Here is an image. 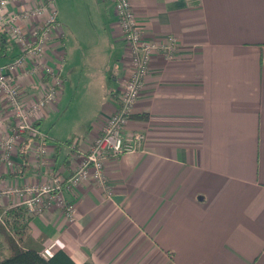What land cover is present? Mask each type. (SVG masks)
Segmentation results:
<instances>
[{
    "label": "crops",
    "instance_id": "obj_1",
    "mask_svg": "<svg viewBox=\"0 0 264 264\" xmlns=\"http://www.w3.org/2000/svg\"><path fill=\"white\" fill-rule=\"evenodd\" d=\"M61 1L71 13L69 29L71 20L86 17L101 25L102 42L93 44L96 52L107 53L109 69L97 77L103 83L94 85L93 100L76 110L84 112L74 136L53 133L65 124L61 118L51 123L52 117L66 116L71 107L63 103V87L37 114L36 126L47 136L46 165L35 156L36 138L26 135L15 151L21 163L14 179L21 185L47 181L53 173L67 178L77 169L114 113L131 72L113 3ZM35 2L10 0L8 11L24 13ZM131 5L145 39L165 42L172 36L177 43L171 56L152 55L127 124V133L144 134L141 151L105 162L109 192L94 180L65 190L77 207L74 220L58 207L31 216L32 238L43 237L50 256L63 251L75 264H264V0ZM52 12L58 26L45 54L39 60L26 56L14 73L28 104L50 83L37 61L63 77L74 59L56 0L43 15L23 18L21 26L29 33ZM21 54L11 41L0 63ZM6 135L0 130V138ZM0 169L1 189L12 177Z\"/></svg>",
    "mask_w": 264,
    "mask_h": 264
},
{
    "label": "built area",
    "instance_id": "obj_2",
    "mask_svg": "<svg viewBox=\"0 0 264 264\" xmlns=\"http://www.w3.org/2000/svg\"><path fill=\"white\" fill-rule=\"evenodd\" d=\"M12 1L21 2L22 0ZM54 1L38 0V6L24 12L22 17L25 19L39 17ZM104 1L113 3L117 20L124 34V41L130 50V75L123 86L124 89L116 97L114 113L107 119L102 133L93 142L89 151L82 153V161L78 168L67 178L53 173L49 179L50 184L26 189L32 196L27 198L22 205L30 216H34L33 214L38 212L49 199L55 201L60 199L66 217L72 218L76 212V205L71 202L64 203L61 196L65 190H74L86 180L98 182L109 192L104 170L105 162L110 158L135 154L141 151L143 146L144 134L141 132L127 133L126 127L133 115L134 105L143 90L151 57L157 51H166L168 56L176 52L177 43L172 36L167 37V40L161 44L151 43L152 41L148 42L145 39L144 32L141 30L131 6V0ZM9 2L10 0H0V26L12 34L13 39L27 52V56L31 53H40V56L46 50L51 35L58 26L56 13L52 12L43 25L25 33L18 25L20 17L18 12L8 11ZM31 45L33 48L30 47ZM24 63L25 59L22 57L14 63L0 66V130L3 128L7 130V135L0 139V162H5L10 170L15 165V160L11 157L26 135L36 138L35 156L41 165H46L44 162L47 155V136L36 126L34 120L37 114L56 100L62 86L61 79L55 75L53 68L37 61V65L42 66L44 72L49 76L50 85L44 89L41 97L28 104L23 89L14 77V73L22 68ZM37 65L33 68L32 73L36 72ZM52 193L55 195L58 193L56 199L50 197ZM46 255L50 256V252L47 250Z\"/></svg>",
    "mask_w": 264,
    "mask_h": 264
},
{
    "label": "rangeland",
    "instance_id": "obj_3",
    "mask_svg": "<svg viewBox=\"0 0 264 264\" xmlns=\"http://www.w3.org/2000/svg\"><path fill=\"white\" fill-rule=\"evenodd\" d=\"M56 5L57 8L59 9L60 18L62 19L60 20L61 23H63V25L69 29L66 16H71V13L67 11L66 7L63 5L61 0H56ZM36 6H38V4L35 2V7ZM18 15H20L18 20V25L21 26L23 22V17H22L23 13H18ZM71 26L72 28L69 29L70 34H68L67 41H68V49L70 51L74 50V54H73L74 59L73 60L70 59L69 65L65 67L62 77L64 80L63 94L65 100V102L63 103L69 104L71 102V107L68 110L66 116L61 115L62 114L61 113L59 115L58 114L54 115L51 119V123H56L57 120L61 118L62 120H60V122L65 124L62 128L59 129L57 128L55 132H53L55 133V135H59L61 137L64 136L68 137L70 135L74 136L77 133L73 127L78 126L76 119L81 118L84 111L76 113V110L80 109V107L84 105L86 102L93 100V96H94L93 87L97 82L96 81L97 77L105 75L106 71H108L109 69L108 66L107 67L105 66V63L109 59L107 53L105 51L96 52L93 44V41L97 43L102 42L101 29H100L101 25L98 24L97 22H93L90 19V17H86V19H84V22L79 20L78 22L75 23L73 20H71ZM140 27L141 30L143 31V27L141 25ZM34 28L35 25H32L31 30H33ZM0 30L4 31L7 34V36L13 38L12 34L7 29H4L3 27L0 26ZM122 36L124 39L123 32H122ZM151 43L161 44V41L156 40V41H152ZM30 47L33 48V45H31ZM42 53L45 54V51ZM158 53L161 52L157 51L154 55H158ZM39 54L40 53H31L29 54V56L33 60L36 59L39 60V57L42 55L41 54L39 56ZM102 83L103 81H100L99 79V81L97 82V86L98 84H102ZM16 152H18V150ZM11 158L15 160V165L12 168V170H10V168L6 165L5 162H0V167L3 166L4 169L9 170V173L12 177L9 184L0 189V224L3 225H5V223L7 222L6 219L7 214L16 208H22V207L24 208L22 203H24V201L27 198L32 196L30 195L29 192L26 191L27 188H32V186H46L47 184H50L49 180L47 181L45 180L44 182L41 183H38L35 180L34 181L27 180L26 184L24 185H16L15 184L16 180L14 178H16V176L18 175V166L21 162L18 160V155L17 153H15V151ZM0 170H1L0 176L3 177L4 170L2 169ZM57 194L55 195V193H52L50 197L56 199ZM61 198L63 199L64 203L66 202L74 203L72 200H69L67 198L66 192H63ZM61 205H62V201L60 199H57L56 201L49 199L48 201L45 202L44 206L33 215L36 216L39 214L50 212L51 211L50 208L52 209L57 207L62 208ZM76 208L77 207H75V209ZM26 214L28 217L31 218L28 212H26ZM65 216H66V212H65ZM75 218H76V213L70 219L74 220ZM46 250L50 252L48 248H44L43 251L45 254H46Z\"/></svg>",
    "mask_w": 264,
    "mask_h": 264
},
{
    "label": "trees",
    "instance_id": "obj_4",
    "mask_svg": "<svg viewBox=\"0 0 264 264\" xmlns=\"http://www.w3.org/2000/svg\"><path fill=\"white\" fill-rule=\"evenodd\" d=\"M11 41L22 50L23 54L18 55L10 62L0 63V66L14 63L22 57L25 60L27 58V52L21 48L15 39L7 36L2 30H0V57L5 55ZM55 75L61 79L62 88L64 80L61 73L55 71ZM48 79L50 81L49 76ZM132 118L133 115L130 120ZM143 118L146 117L143 116ZM26 212L27 210L23 207L16 208L7 214L5 225L0 224V264H75L63 251H58L52 256H44L42 249L45 241L43 237L40 239L32 238L29 231L31 218L27 216Z\"/></svg>",
    "mask_w": 264,
    "mask_h": 264
}]
</instances>
